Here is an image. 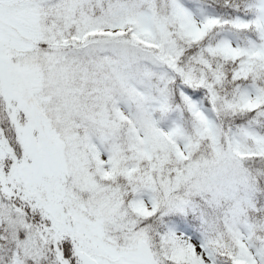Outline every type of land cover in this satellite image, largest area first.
<instances>
[{"label":"snow or ice","instance_id":"snow-or-ice-1","mask_svg":"<svg viewBox=\"0 0 264 264\" xmlns=\"http://www.w3.org/2000/svg\"><path fill=\"white\" fill-rule=\"evenodd\" d=\"M0 264H264V0H0Z\"/></svg>","mask_w":264,"mask_h":264}]
</instances>
